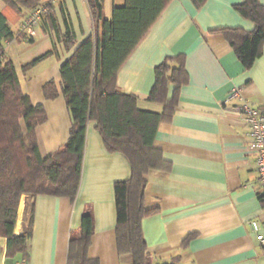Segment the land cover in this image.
I'll return each instance as SVG.
<instances>
[{"label":"crops","instance_id":"crops-1","mask_svg":"<svg viewBox=\"0 0 264 264\" xmlns=\"http://www.w3.org/2000/svg\"><path fill=\"white\" fill-rule=\"evenodd\" d=\"M243 0H206L195 7L191 0H171L147 35L138 44L116 78L122 92L137 97L140 110L162 112V105L148 101L156 66L167 58L184 57L187 80L168 121L158 125L153 146L161 153L165 170L147 176L146 209L157 211L142 220L146 251L152 264H264V244L257 240L248 221L262 223L264 198L256 170V152L249 147L248 128L237 106L229 99L237 88L242 99L264 109V45L261 55L246 69L233 47L216 30L253 29L250 21L233 8ZM264 5V0H259ZM124 0H103L109 19L113 5ZM54 23L43 22L35 38L21 33L24 11L18 12L0 0L14 38L3 42L13 62L22 89L34 106H42L46 120L37 127L38 147L48 157L69 139L71 117L62 90L60 66L74 48L66 50L54 25L64 33L66 25L76 36V46L93 33L87 0H55ZM35 65L34 59L52 49ZM52 82L55 97L44 86ZM173 85L169 86L168 98ZM130 166L118 153H109L95 128L87 125L78 192L65 197L22 195L13 235L25 234L31 224L28 258L22 253L6 256V238H0V264H67L70 234L81 225L89 210L94 233L90 258L99 264H121L116 245L114 184L128 179ZM127 260L123 264H127Z\"/></svg>","mask_w":264,"mask_h":264},{"label":"trees","instance_id":"trees-1","mask_svg":"<svg viewBox=\"0 0 264 264\" xmlns=\"http://www.w3.org/2000/svg\"><path fill=\"white\" fill-rule=\"evenodd\" d=\"M11 9L22 12L47 0H2ZM171 0H124L113 5L109 19L104 17L103 0H87L93 20V33L76 46V36L66 25L54 31L66 50L74 48L60 66L62 90L71 117L69 139L48 157L38 147L37 127L46 120L42 106H34L22 92L13 62L6 56L3 42L14 38L7 18L0 10V238H6V256L22 253L28 258L31 224L25 234L13 235L22 195H50L74 200L82 172L87 125L95 122L109 153L123 155L130 176L115 182L117 222L116 245L123 264H152L146 251L142 220L157 209H146V176L153 170H165L161 153L153 146L158 125L170 120L178 100L180 86L186 82L184 57L167 58L154 70V84L148 101L162 105V112L140 110L137 97L122 92L116 85L118 71L147 35ZM195 7L206 0H191ZM245 20L253 23L250 31L240 28L216 30L233 47L238 60L248 69L261 55L264 45V5L259 0H243L233 6ZM43 22H55L52 5ZM40 29L42 31V25ZM43 32V31H42ZM52 49L23 66L27 69L55 51ZM173 85L168 98L169 86ZM47 97H55L52 82L44 86ZM263 196L260 199L263 200ZM94 233L89 210L69 239L67 264H99L88 255ZM178 256L164 264H177Z\"/></svg>","mask_w":264,"mask_h":264},{"label":"built area","instance_id":"built-area-1","mask_svg":"<svg viewBox=\"0 0 264 264\" xmlns=\"http://www.w3.org/2000/svg\"><path fill=\"white\" fill-rule=\"evenodd\" d=\"M55 0H47L35 8L24 10L20 31L29 38L39 35L40 24L43 18L49 14V5ZM241 100L237 110L240 112L245 125L248 128L247 138L249 147L256 152V170L261 195L264 197V109L253 107L242 99L240 90L235 88L230 92L229 99ZM249 230L256 235L258 241L264 244L262 223L257 219L248 221Z\"/></svg>","mask_w":264,"mask_h":264},{"label":"rangeland","instance_id":"rangeland-1","mask_svg":"<svg viewBox=\"0 0 264 264\" xmlns=\"http://www.w3.org/2000/svg\"><path fill=\"white\" fill-rule=\"evenodd\" d=\"M118 5V4H117Z\"/></svg>","mask_w":264,"mask_h":264}]
</instances>
